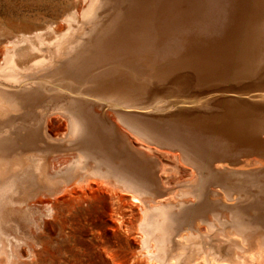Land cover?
<instances>
[{"label":"rangeland","instance_id":"374dc122","mask_svg":"<svg viewBox=\"0 0 264 264\" xmlns=\"http://www.w3.org/2000/svg\"><path fill=\"white\" fill-rule=\"evenodd\" d=\"M80 3L81 0H0V60L12 40L31 36L50 26L63 25L67 16L82 6ZM237 3L238 0H105L100 22L87 31L78 50L67 53L55 66L32 80L56 76V81L67 79L80 85L87 84L82 92L90 96L93 89L89 84L115 76V66L124 64L127 59L128 77H145L179 60L187 49L188 38L204 41L221 38L237 14ZM139 93V90L129 89L127 105L119 108L120 103L113 102L108 109L116 121L118 118L121 121L119 124L125 129L128 143H124L117 123L101 113L106 105L54 94L44 98L47 91L39 84L7 93L15 103L17 113L0 120V159L15 155L21 158L48 155L49 178L54 181L60 176H68L55 188L41 184L38 173L27 166L0 179V185H13L20 197L25 190L31 193L27 200L16 199L14 207L25 209L28 204L32 208L28 219L10 221L8 226L0 227V264L12 260L14 264H79V259L87 257L95 260V254L99 258L101 255L97 250L101 241L108 236L115 242L120 262L140 264L139 258L132 262V258L137 257L134 227L139 218H134L137 214L134 208L130 210V207L114 203L117 209L114 218H120L121 213L128 211V226L125 220L115 221L108 232L102 228L105 217L95 204L87 199L76 201L66 197L65 185L90 180L85 174L87 170L100 172L105 169L104 175L124 184L122 189L153 193L149 205L168 200L178 202L182 196L192 200L187 204L180 203L168 213L171 242L188 234L177 249L181 254H195L200 243L207 249H214V244L230 239L225 237L233 234L244 235L247 242L259 239L264 245V145L237 147L215 133L195 130L169 117L153 116L147 109L155 105L156 97ZM60 108H63L61 113ZM42 111L48 115V122L59 112L70 124V132L58 141L60 144L44 139V121L34 128L18 124L33 123ZM53 122L52 130L56 124ZM73 126L80 134L71 138ZM128 130L151 147L179 154L186 169L195 172L193 183L187 188L180 184L159 191L160 167L166 165L172 169L171 159L167 156L158 158L160 154H156L159 163H154V159L144 158ZM260 138L264 140V135ZM81 156L79 172L71 163L55 167L69 157L74 160ZM174 171L171 172L179 176ZM94 193L85 190V195L94 196ZM224 194L226 199H222ZM76 195L83 196L79 192ZM104 197L110 201L107 195ZM55 203L64 209L60 217L58 214L50 216L48 211ZM225 215L227 222L222 218ZM197 225L201 231H196ZM99 234L103 236L99 237ZM229 251L234 253L236 249Z\"/></svg>","mask_w":264,"mask_h":264},{"label":"bare ground","instance_id":"6f19581e","mask_svg":"<svg viewBox=\"0 0 264 264\" xmlns=\"http://www.w3.org/2000/svg\"><path fill=\"white\" fill-rule=\"evenodd\" d=\"M81 1L82 6L67 16L64 20L65 24L50 26L44 30H41L39 26L37 28L41 31L31 36L21 37L20 35V39L7 42L8 49L5 51L3 60H0V120L17 113L15 103L11 102L8 92L39 84L47 91L44 98L54 94L62 98L90 99L96 105H106L107 108L101 113L117 123L124 143H128V136L123 132L125 129L120 126L121 121L118 118L117 122L108 109L114 105L113 102L120 103L119 108H123L128 104V90L136 89L145 96L156 97L155 105L147 109V112L153 116L169 117L195 130L215 133L229 139L237 147L264 145V140L260 138L264 135V0H238L237 14L221 38L210 41L188 38L185 53L168 68L156 69L145 77H128L127 59L124 64L115 66V76L89 84L93 89L90 96L82 92L87 84L80 85L67 79L56 81V76L32 80L55 66L67 53H75L81 46L87 31L95 28L100 22L99 15L105 0ZM25 28L24 30L27 29ZM98 110L101 111V109ZM58 111L63 112V108ZM59 112L53 118L56 122L53 130L52 119L48 122V115L43 111L39 113L37 119H33V123L19 122L18 124L34 128L44 121V139L48 143L60 144L58 141L70 132V124L65 117L59 115ZM128 133L132 135L129 130ZM79 134L80 130L73 126L70 137L73 138ZM132 136L144 158H152L154 163H159L158 158L167 156L172 161V169L166 165L160 167L162 174L159 176V191H166L168 187L180 184L187 188L193 183L195 172L192 169H186L179 154L160 151L158 148L147 145L139 137ZM156 154L160 156L157 158ZM72 157L62 160L55 167L60 168L71 163L79 172L83 157L74 160L71 159ZM253 162L260 164L257 160ZM49 163L48 155L37 158L36 155L23 158L15 155L10 159L2 157L0 159V179L4 180L12 171H19L28 166L38 173V180L41 184H49L57 188L61 185L59 182L64 183L68 175L60 176L54 181L51 180L48 176ZM172 170H175L174 172L179 176L173 174ZM106 172L105 169L100 172L87 170L85 174L90 176L89 181L85 183L75 181L73 184L65 185L64 192L66 197L76 201L87 199L95 204L105 217L102 228L108 232L110 224L115 221L125 220V225L128 226L126 221L128 211L121 213L120 218H114L117 213L114 203L124 208L130 207V210L135 209L137 214L134 218H139L138 224L134 227L137 236L134 242L137 257L132 258L133 263L136 258H139L140 264H264V245L259 239L247 242L244 235L240 234L225 237L230 239L220 240V244H214V249L211 247L207 249L200 243L195 254L194 252L188 255L181 254L177 249L182 244V239L188 234L182 235L174 243L171 242L168 213L174 211L180 203L187 204L192 200L182 196L178 198L180 200L178 202L168 200L149 205L153 193H137L133 190L122 189L124 184L104 175ZM99 176H102V179H98ZM14 189L13 185H0V227L8 226L10 221L28 219L31 215L32 208L28 204L25 209L14 207L16 199L27 200L31 197V193L25 190L23 196L20 197V192L17 193ZM85 190H91L92 193L98 192V194L85 195ZM77 191L83 196H77ZM104 195H107L110 201L106 200ZM222 199H226L225 194L222 195ZM63 210L57 203L49 206L48 209L50 216L54 215L53 217L57 214L61 215ZM222 218L228 221L227 215ZM196 231H201L200 225L196 226ZM101 242L102 244L97 249L101 253L100 258L98 254H95V260L87 257L79 259L77 263L128 264V261L127 263L120 262L115 242L110 236ZM230 248L236 251L231 253ZM8 261L11 260L8 259ZM7 264H14V261Z\"/></svg>","mask_w":264,"mask_h":264}]
</instances>
